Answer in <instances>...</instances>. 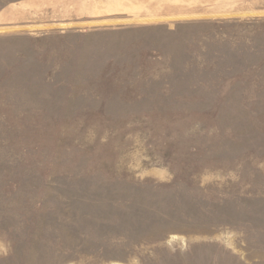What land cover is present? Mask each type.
<instances>
[{
  "label": "rangeland",
  "instance_id": "1",
  "mask_svg": "<svg viewBox=\"0 0 264 264\" xmlns=\"http://www.w3.org/2000/svg\"><path fill=\"white\" fill-rule=\"evenodd\" d=\"M6 29L0 264H264V18L123 57Z\"/></svg>",
  "mask_w": 264,
  "mask_h": 264
},
{
  "label": "crops",
  "instance_id": "2",
  "mask_svg": "<svg viewBox=\"0 0 264 264\" xmlns=\"http://www.w3.org/2000/svg\"><path fill=\"white\" fill-rule=\"evenodd\" d=\"M251 18H264V0H15L0 7L6 30L55 34L80 52L68 55L75 58L128 56L121 44L139 41L136 28Z\"/></svg>",
  "mask_w": 264,
  "mask_h": 264
}]
</instances>
